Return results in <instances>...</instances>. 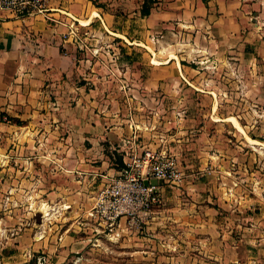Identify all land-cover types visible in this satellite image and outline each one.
<instances>
[{
	"label": "rangeland",
	"instance_id": "374dc122",
	"mask_svg": "<svg viewBox=\"0 0 264 264\" xmlns=\"http://www.w3.org/2000/svg\"><path fill=\"white\" fill-rule=\"evenodd\" d=\"M204 2L201 11L195 0L152 3L160 6L167 23L182 12L189 24L192 20L187 26L141 18V0H92L101 4L100 11L117 14L113 23L99 16L84 23L88 25L72 23L77 25L75 40L82 44L77 53L85 59L76 83L89 81L95 112L107 123L137 124L141 146L174 154L184 174L180 184L170 183L161 192L154 228L148 222L138 233L110 239L81 227L82 241L66 264H264V0L240 1L239 12L226 10L214 25L222 11ZM113 26L125 37L111 32ZM216 33L217 41L211 38ZM72 102L67 106L76 105ZM12 128L0 129L4 141L28 137L34 143L42 133L34 127L33 133L19 132L14 138ZM62 135L49 127L42 133L49 142ZM47 150L46 161H32L33 167L43 168L42 178H18L16 190H9L10 184L14 187L7 175L12 168L8 159L3 162L1 264L24 257L35 258L33 264L44 257L42 264H47L61 248L56 243L61 232L50 250L33 244L35 235L52 231L62 219L64 199L80 219L92 204L97 188L90 191L89 177L69 164L67 170L53 165V150ZM103 150L111 154L109 148ZM29 151L35 157L37 149ZM17 166L22 170L24 163ZM106 180L101 177L98 186ZM173 204L187 206L200 219H191L190 226L172 220L167 211Z\"/></svg>",
	"mask_w": 264,
	"mask_h": 264
},
{
	"label": "crops",
	"instance_id": "0c3cea01",
	"mask_svg": "<svg viewBox=\"0 0 264 264\" xmlns=\"http://www.w3.org/2000/svg\"><path fill=\"white\" fill-rule=\"evenodd\" d=\"M204 1L208 4H217L218 10L222 11L218 17L215 16L216 19L212 23L214 25L224 19L226 10L239 12L237 5L242 0H195L199 11L202 9L200 4L205 5ZM249 1L253 3L255 0ZM157 2L158 0H155L153 3ZM100 7L102 8L100 5H94L92 0H47L46 13L24 17H19L8 9L0 8V129L13 127L12 131L14 129L15 135L12 134L10 137L14 138L17 134L20 136L19 132H25L26 136L27 132L33 133L34 127L42 133L47 127L50 128L52 134L54 132L63 133L59 139L52 142L43 139L40 133L37 141L33 143L28 137L4 141L0 130V180L3 175L2 170L5 168L3 162L8 159L9 168H12V171L7 172L8 179L14 182V187L10 184L9 190H16L18 178L25 181H31L33 177L38 180L42 178L43 168L33 167L32 161L33 158L46 161L48 148L53 150L50 152L52 156L50 161H53V165L56 164L57 167L67 170L71 167L65 164H69L74 166L76 171L89 177L90 191H93V187L97 188L101 177L103 179L105 175L117 171L113 155H106L103 148H109L111 154L113 153V148L119 144L120 138L130 132L128 121L107 123L105 119L102 120L101 112H95L93 108L95 98L92 99L93 94L87 91L90 88L86 86L89 81L76 83V77L83 72L85 60L77 53L82 44L73 40L72 34L68 33L70 24L78 20L80 23L83 22V25H88L90 20H93V16L95 18L99 16L102 20L104 17L106 22L113 23L117 14L107 9L100 11ZM203 8L206 9L205 6ZM138 13L140 16V7ZM210 15L208 14V18L211 19ZM83 16L86 18H82ZM175 16L177 18L175 23L179 22L186 26L193 24L192 20L189 24L187 19L182 17V12L176 13ZM204 17H207V10ZM141 18H146L153 24L159 22L162 26L171 27L170 24L174 23H167L163 20L160 6L154 7V5L151 6L150 13ZM212 20L213 18L208 22L207 19L208 25ZM86 21L88 24H84ZM114 29L117 28L113 26V31L108 30L124 36L119 29L117 31ZM218 37V33L211 36L216 41ZM153 62L158 63L159 60L154 58ZM178 63L180 64L179 61ZM72 101H75L76 105L67 106ZM107 114H112L111 119L116 117L110 111H105V115ZM29 148L37 149L35 157L30 154ZM2 149L8 152L4 156ZM22 150L24 152L20 154ZM19 161L24 163L22 170L17 166ZM166 186H171V184L167 181L159 182L157 190L160 194ZM25 191L27 194L30 193L28 188H25ZM64 200L60 205L64 211L62 219L51 226L52 231L47 230L39 237L38 235L34 237L37 241L33 244L40 242L42 246L50 250V242L56 241L57 234L62 233L61 240L56 241L61 248L53 253L54 257L47 264H66V260L72 255V250H77L82 241L79 234L81 226L78 224L74 205ZM170 208L172 210L169 209L167 214L172 216V220H178L180 223L189 225L192 223L191 219L194 222L200 219L197 212L191 215L187 206L183 208L173 204ZM154 213L149 221L151 224L148 227L150 228H154L159 219L157 212ZM9 256H11L10 253L7 257ZM30 260L29 257H24L22 261L12 263L3 261L2 264H31Z\"/></svg>",
	"mask_w": 264,
	"mask_h": 264
},
{
	"label": "built area",
	"instance_id": "2783aa9c",
	"mask_svg": "<svg viewBox=\"0 0 264 264\" xmlns=\"http://www.w3.org/2000/svg\"><path fill=\"white\" fill-rule=\"evenodd\" d=\"M0 8L19 17L44 14L47 0H0ZM75 27L70 24L68 29L73 40ZM128 125L130 132L113 148L121 153L124 168L105 175L107 180L95 190L84 219L78 218V224L92 235L104 234L110 239H118L142 231L161 203V194L157 190L159 179L176 185L183 181L184 172L177 157L141 146L140 127L134 122ZM152 178L158 179L157 185L150 183ZM61 238L62 233L58 235V239ZM43 262L44 257L37 258L38 264Z\"/></svg>",
	"mask_w": 264,
	"mask_h": 264
},
{
	"label": "trees",
	"instance_id": "16d2710c",
	"mask_svg": "<svg viewBox=\"0 0 264 264\" xmlns=\"http://www.w3.org/2000/svg\"><path fill=\"white\" fill-rule=\"evenodd\" d=\"M154 1L155 0H142L141 7H140V15L141 16H145V15H148L150 13V8H151V5ZM96 5L101 6V4H99V3H97ZM109 155H113V157L115 159L114 166L117 168V170H121L124 168V164H123L120 152L113 151V153L109 154ZM35 260H36L35 258H32L30 260L32 262L31 264L35 263ZM16 264H25V263H16Z\"/></svg>",
	"mask_w": 264,
	"mask_h": 264
},
{
	"label": "water",
	"instance_id": "95a60500",
	"mask_svg": "<svg viewBox=\"0 0 264 264\" xmlns=\"http://www.w3.org/2000/svg\"><path fill=\"white\" fill-rule=\"evenodd\" d=\"M149 181H150V183L153 184V185H157V183H158V179H156V178H152V179H150ZM160 181H161V180L159 179V182H160Z\"/></svg>",
	"mask_w": 264,
	"mask_h": 264
},
{
	"label": "bare ground",
	"instance_id": "6f19581e",
	"mask_svg": "<svg viewBox=\"0 0 264 264\" xmlns=\"http://www.w3.org/2000/svg\"><path fill=\"white\" fill-rule=\"evenodd\" d=\"M46 210V209H45Z\"/></svg>",
	"mask_w": 264,
	"mask_h": 264
}]
</instances>
